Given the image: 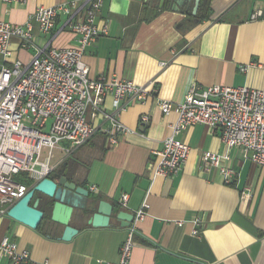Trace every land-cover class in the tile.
<instances>
[{"label": "crops", "instance_id": "1", "mask_svg": "<svg viewBox=\"0 0 264 264\" xmlns=\"http://www.w3.org/2000/svg\"><path fill=\"white\" fill-rule=\"evenodd\" d=\"M66 1L0 0V19L20 25L38 6ZM155 3L133 1L122 16L110 12V0H103L96 20L107 25V32L85 49L83 61L92 79L139 85L153 81L157 94L144 103L128 101L117 111L116 119L129 131L113 145L103 133L108 121L96 117L91 119L97 128L92 137L58 158L76 172L77 183L94 187L93 194L115 210L134 214L146 204L145 216L136 223L129 264H264V169L244 160L241 149L227 148L218 130L197 124L176 136L190 151L175 176L151 179L149 170L176 118L174 113L164 116L156 99L178 102L192 84L264 90V0H210L208 16L188 28L184 25L192 0L179 10ZM256 11L262 14L252 19ZM70 18L59 15L49 33L34 24L35 49L22 48L12 38L11 54L0 57V65L15 58L27 64L37 51L74 46ZM111 103L108 95L105 109L113 112ZM142 115L148 120H141ZM207 152L228 155L221 164L237 173L232 182L224 183L219 170L203 162ZM122 194L128 195L125 207L119 204ZM117 225L87 226L62 242L0 213V240L12 239L19 251L28 252L31 264H110L127 233ZM0 264H8L1 255Z\"/></svg>", "mask_w": 264, "mask_h": 264}, {"label": "built area", "instance_id": "2", "mask_svg": "<svg viewBox=\"0 0 264 264\" xmlns=\"http://www.w3.org/2000/svg\"><path fill=\"white\" fill-rule=\"evenodd\" d=\"M3 1L21 3L24 0ZM102 2L70 0L53 6L41 5L20 25L0 19V56L4 60L11 54L12 38H16L22 48L35 49L32 42L34 24L40 32L49 33L59 15L71 17L69 27L76 37L74 46L37 51L27 64L15 58L0 65L1 214H6L8 207L62 162V158L50 162L54 150L60 155H69L92 137L97 128L91 119L100 117L108 121L103 133L107 142L113 145L120 135L129 131L116 119L117 111L128 101L144 103L157 94L153 81L139 85L124 79L89 77L83 53L97 37L107 32V25L96 20ZM261 14L256 11L251 18ZM108 95L112 98L113 112L105 109ZM156 104L164 116L174 113L176 118L162 148L155 152L149 169L151 179H168L178 173L190 149L176 136L197 124L218 130L220 140L227 148L241 149L244 160L264 169V90L223 85L203 88L192 84L178 102L156 99ZM140 118L148 120L147 115ZM63 140L68 143L66 147L59 144ZM227 159V154L207 152L202 155L205 164L219 170L224 183L232 182L237 174L221 164V160ZM27 180L32 181L30 185L24 182ZM89 189L96 191L92 186ZM127 199V194L121 195V207L126 206ZM145 208L143 203L134 211L117 260L110 264H129L136 223L145 216ZM192 232L197 235L198 230ZM0 255L8 260V264H31L28 252L19 251L17 244L8 237L0 240Z\"/></svg>", "mask_w": 264, "mask_h": 264}, {"label": "water", "instance_id": "3", "mask_svg": "<svg viewBox=\"0 0 264 264\" xmlns=\"http://www.w3.org/2000/svg\"><path fill=\"white\" fill-rule=\"evenodd\" d=\"M152 4L155 7L169 5L171 10H179L187 6L191 0H110V12L126 15L132 2ZM200 0H192L191 14L195 15ZM76 173V172H75ZM75 173L62 161L54 167L48 177L39 180L24 196L8 207L6 215L31 229H36L41 221L43 211L38 208V199L33 196L41 193L53 199L50 210V219L63 227L58 239L70 241L79 230L69 224L73 210L87 209V225L93 228L110 227L113 221L118 222L120 228H127L131 224L133 214L127 210H115L111 203L104 200L85 185L75 181Z\"/></svg>", "mask_w": 264, "mask_h": 264}, {"label": "flooded vegetation", "instance_id": "4", "mask_svg": "<svg viewBox=\"0 0 264 264\" xmlns=\"http://www.w3.org/2000/svg\"><path fill=\"white\" fill-rule=\"evenodd\" d=\"M34 198L38 199V208L43 211L41 221L38 226H41L42 231L51 237H59L62 232V225L50 219V210L53 199L41 193H36ZM90 212L87 209L72 211L69 224L76 229L83 230L87 226V217Z\"/></svg>", "mask_w": 264, "mask_h": 264}, {"label": "trees", "instance_id": "5", "mask_svg": "<svg viewBox=\"0 0 264 264\" xmlns=\"http://www.w3.org/2000/svg\"><path fill=\"white\" fill-rule=\"evenodd\" d=\"M209 1L210 0H200L198 9H197V12H196L195 15L191 14V9L190 8L187 9V11H186L187 12L186 13V19L185 20L187 22H189V23L186 24V22H185V25H184L185 28H188V26L191 25L194 22L195 19H197L198 21H202L208 16V14L210 12ZM24 182L26 184L30 185L32 181L31 180H27V181H24ZM36 229L38 231L42 232L41 226H38Z\"/></svg>", "mask_w": 264, "mask_h": 264}, {"label": "rangeland", "instance_id": "6", "mask_svg": "<svg viewBox=\"0 0 264 264\" xmlns=\"http://www.w3.org/2000/svg\"><path fill=\"white\" fill-rule=\"evenodd\" d=\"M59 144H60L61 147H66L68 143L63 140ZM53 153H54V156H53V158L50 161L51 163H54V161H56L58 159L59 155H60V153L58 151H56V150H54ZM74 211H76V210H74Z\"/></svg>", "mask_w": 264, "mask_h": 264}]
</instances>
